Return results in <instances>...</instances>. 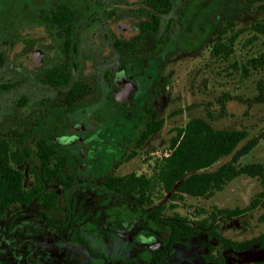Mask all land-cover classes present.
<instances>
[{
    "label": "rangeland",
    "instance_id": "374dc122",
    "mask_svg": "<svg viewBox=\"0 0 264 264\" xmlns=\"http://www.w3.org/2000/svg\"><path fill=\"white\" fill-rule=\"evenodd\" d=\"M7 1L11 11L4 29L10 44L0 47V84L10 86L0 87V139L15 146L21 138L20 148L29 150L20 166L25 187L39 171L38 138L52 142L55 136L74 133L83 139L55 147L67 157L61 176L74 180L69 187L56 180L45 187L59 194L54 205L46 207L38 200L15 205L0 220V264L145 263L151 249L137 244V231L130 232V239L119 232L137 226L157 237L153 248H159L169 228L151 209L161 206L160 218L176 212L194 225L206 218L209 226L217 224L218 231L232 239L264 231L263 204L238 216H210L215 207L247 208L261 188L255 176L239 174L209 197L185 194L173 199V190L162 193L156 188L150 204L101 183L110 173L152 175L155 162L169 151L171 136L193 116L214 128L245 130L247 136L237 146L249 138L256 142L237 163L264 166V64L255 69L248 64L251 57L264 54V0H171L170 9L158 13V29L144 33L140 24L154 12L146 0ZM60 3L76 11L75 51L63 52L62 27L44 16ZM228 23L237 36L232 53L222 59L210 49L217 28ZM36 48L42 64L34 58L29 65ZM64 61L70 82L86 84L72 108L64 97L67 87L43 79L46 68ZM119 66L124 78L131 76L136 83L128 107L112 98V76ZM145 107L153 108L163 123L136 146L150 119ZM81 124L84 130L78 128ZM207 232L200 229L173 244L160 264H215L202 258L209 245H216ZM221 252L224 264H264V246Z\"/></svg>",
    "mask_w": 264,
    "mask_h": 264
},
{
    "label": "trees",
    "instance_id": "16d2710c",
    "mask_svg": "<svg viewBox=\"0 0 264 264\" xmlns=\"http://www.w3.org/2000/svg\"><path fill=\"white\" fill-rule=\"evenodd\" d=\"M146 5L157 13H151V19L140 24V33L148 29L152 31L158 29L160 22L158 13L169 10L171 0H146ZM262 6L264 7L263 4ZM74 15L75 10L66 6L53 8L49 14L45 15L56 23L66 25L65 48L67 49L72 41L70 24ZM216 35L217 39L211 44L210 51L215 56L227 59L233 51L237 32L228 23L217 28ZM115 44L121 43L116 40ZM131 44L132 42L124 43L127 46ZM248 64L254 69L263 65L264 54L251 57ZM66 67V63H59L48 68L44 73V80L58 86H66L67 90L64 96L66 105L72 108L81 92L86 88V84L79 81L70 82ZM9 86L10 84L6 83L0 84L2 88ZM144 109L150 119L136 137V146L143 144L153 132L160 129L163 123V119L157 118V113L153 108L145 107ZM246 136L247 132L243 129L214 128L204 118L193 116L171 136L169 151L155 162L152 175L134 171L122 175L111 173L103 177L101 183L106 188L128 195L137 202L150 204L155 197L156 188L162 193L173 190L171 193L173 199L174 197L180 199L185 194L209 197L215 191L221 190L228 181L239 174L255 176L258 178L261 188L247 208L215 207V211L210 212L213 220L217 218V215L238 216L246 209L259 204L264 205L263 164L260 162H248L241 165L237 163L238 157L248 153L255 145V139L249 138L238 147L237 145ZM16 142L20 145L22 139L17 138ZM19 145L12 146L8 139H0V220L15 205L27 206L35 200L40 201L46 207L54 205L58 201L59 194L53 189L46 190L45 187L50 186L54 180L63 187H69L74 180L71 175L61 176L67 157L57 154L54 145L47 139L38 138L35 142V150L39 159V171L34 173L33 184L25 187L24 173L20 166L26 161L29 150L25 148L22 151ZM231 152L233 154L229 160L214 169H209L214 162ZM161 207L152 208L151 211L155 219L163 222L169 228L167 241L151 253L147 262L139 264H160L173 244L192 233L199 232L200 229H208V236L216 241V245H209L208 251L202 255L205 262L224 264L222 249L242 252L253 246H264V231L250 238L232 239L220 233L217 224L209 226L206 218L198 220L195 225L176 212L168 218H160L158 215ZM260 218L264 219V211Z\"/></svg>",
    "mask_w": 264,
    "mask_h": 264
},
{
    "label": "flooded vegetation",
    "instance_id": "af4514ba",
    "mask_svg": "<svg viewBox=\"0 0 264 264\" xmlns=\"http://www.w3.org/2000/svg\"><path fill=\"white\" fill-rule=\"evenodd\" d=\"M7 3H8V1L7 0H0V47H4V49H5V47L8 45V44H10L9 42H7V39L5 38V36L7 35L6 34V30L4 29L5 27V21H6V18H7V15L10 13V11H11V6H10V4H9V6H7L6 7V5H7ZM60 6H66V7H69V6H67V5H65V4H62V3H60V4H58L57 5V7L58 8H60ZM70 8V7H69ZM71 9H73V8H71ZM74 10V9H73ZM152 13H157V12H152ZM161 13H164V12H161ZM159 15V14H158ZM45 16V15H44ZM75 19H76V11H75V15H74V18L72 19V21H71V26H70V31H71V34H70V36H71V38H72V41L70 42V45H69V47H68V49L67 48H65V41H66V38H67V35H66V25L65 24H61V23H56V24H59L61 27H62V29H63V41H62V45H63V52H68V50H69V48H71L73 51H75V49H76V44H75V41H74V21H75ZM151 19V18H150ZM51 21H53V19H51ZM144 22V21H143ZM142 23V22H141ZM149 30V29H148ZM148 30H146V31H148ZM150 31H152V30H150ZM145 32V31H144ZM144 32H142V33H144ZM1 36H2V38H1ZM7 44V45H6ZM39 48H36L34 51H32L31 52V56L30 57H28V59H27V61L29 62V65H32V60L34 59V58H36L37 60H38V62H40V64H42V60L40 59L41 57H40V52H39ZM63 63H66V61H64ZM59 64V63H58ZM67 64V63H66ZM56 65V64H55ZM54 66V65H53ZM50 67H52V66H50ZM50 67H48V68H50ZM48 68H46L45 70H44V72H43V79H44V73H45V71L48 69ZM122 71H125L124 70V68L122 67V66H119L115 71H114V73H120V72H122ZM114 76H115V74H113V78H112V83H113V86H114V88H112V98L114 99V102H116L117 104H119L120 106H123V105H121V103L120 102H117L116 100H115V97H114V91H118V90H121V88L123 87V82L125 81L124 79V77H120V79H121V81H120V79H119V82H120V88H119V86H117L115 83H114ZM131 76H127V80L128 81H131V82H133V84H134V89L132 90V92H131V100H132V96H133V92L136 90V83L134 82V81H132L131 79ZM46 82V81H45ZM55 85V84H54ZM54 85H52V86H54ZM55 86H58V85H55ZM131 104V103H130ZM130 106V105H129ZM123 107H128V106H123ZM79 129H81V130H84L85 129V125H83V124H81L79 127H78ZM77 138L76 140L77 141H79L80 139H83V138H81L80 136H76L74 133H71V134H69V133H63L61 136H55L54 137V141H52V142H50V143H52L53 145H54V147H57L58 145L59 146H62V145H64L65 143H71L72 141H74L73 139L74 138ZM81 152V151H80ZM111 174V173H110ZM108 189V188H107ZM134 230H131L130 231V228L129 229H127V232L126 233H124V232H119V234H121L120 236H122V237H124V236H128L129 237V239L131 238L130 236H129V234H130V232H131V234H132V232L133 231H137L136 232V234L134 235L135 237H134V240H136V242H137V244L138 245H146V248H147V250L149 251L150 249V252L149 253H152L154 250H156L158 247H155V248H153V246L155 245V243H157V242H159V239L157 238V237H155L154 235H152V234H147V233H145V231L142 229V228H138L137 226H131ZM116 230V229H115ZM133 239V238H132ZM152 239V240H151ZM154 239V240H153ZM155 242V243H154ZM162 246V245H161Z\"/></svg>",
    "mask_w": 264,
    "mask_h": 264
},
{
    "label": "water",
    "instance_id": "95a60500",
    "mask_svg": "<svg viewBox=\"0 0 264 264\" xmlns=\"http://www.w3.org/2000/svg\"><path fill=\"white\" fill-rule=\"evenodd\" d=\"M123 72V71H122ZM122 72L120 73H115V76H114V83L119 86V88L121 87L120 85V82H119V79L120 77H124L122 75ZM122 75V76H121ZM119 78V79H118ZM125 81L123 82V87L121 88V90H116L114 91V97H115V100L117 102H120L121 105L123 106H129L130 103H131V92L132 90L134 89V84L133 82L131 81H128L126 78L124 79ZM121 81V79H120Z\"/></svg>",
    "mask_w": 264,
    "mask_h": 264
}]
</instances>
